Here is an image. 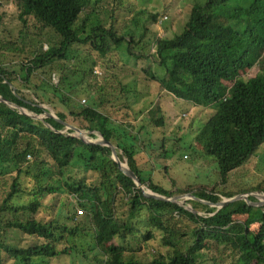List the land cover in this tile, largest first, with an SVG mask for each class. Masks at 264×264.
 Listing matches in <instances>:
<instances>
[{"label": "trees", "instance_id": "1", "mask_svg": "<svg viewBox=\"0 0 264 264\" xmlns=\"http://www.w3.org/2000/svg\"><path fill=\"white\" fill-rule=\"evenodd\" d=\"M11 1L20 22L16 38L5 36L0 14V95L14 105L0 101V182L12 178L0 184V264H50L72 255L90 264H220L210 254L220 245L234 252V264H264V205H258V215L257 206L245 199L220 209L190 199L194 212L177 202L147 197L119 168L110 147L84 142L64 123L87 130L92 138L102 134L155 193L171 197L191 192L211 203L223 196L264 193V180L225 189L230 174L264 145V0L247 5L242 0H207L191 9L180 33L157 37L154 52L144 42L148 26L137 17L143 10L130 19L140 31L137 39L116 27V13L128 0H112L109 25L99 16V0ZM148 15L157 19L156 13ZM125 44L130 57L150 63L143 72L162 91L197 106H216L195 135L199 151L187 146L196 154L193 158L212 165L216 180L209 187L183 188L172 179L171 189L155 181L151 156L144 154L151 143L142 136L167 126L166 112L159 101L134 108L147 91L141 81L132 90L115 71L121 63L114 51ZM80 45L90 46L97 57H77L74 51ZM15 61L18 69L6 67ZM99 61L108 62L102 63L107 76L101 81L94 73ZM255 66V75L242 79ZM45 103L57 118L37 119L20 110L43 115ZM167 139L161 143L165 156L170 152ZM172 140L177 149L171 152L186 149L183 138ZM91 171L98 174L92 173L96 180L90 179ZM58 192L78 195L85 218L73 215L74 224H69L38 217L46 197ZM248 198L257 201L254 195ZM11 230L38 240L18 245L9 241ZM158 231L165 251L142 259L134 242L148 243ZM86 236L87 249L79 241Z\"/></svg>", "mask_w": 264, "mask_h": 264}, {"label": "rangeland", "instance_id": "2", "mask_svg": "<svg viewBox=\"0 0 264 264\" xmlns=\"http://www.w3.org/2000/svg\"><path fill=\"white\" fill-rule=\"evenodd\" d=\"M206 1L207 0H128L124 3L125 9L116 13V27L117 29H120V31H131L137 39L140 31L136 29L134 24H131L130 19L135 15L136 11L139 13V11L143 10L145 14L139 13L137 17L139 18L141 25L145 24L148 26L144 42H148L150 52H154V43L157 37H173L180 33L185 22L189 18L191 9L197 5L203 4ZM236 2H238V0L232 2L231 4H236ZM240 3L242 5H247L249 4V0H242ZM112 5V0H99V16L101 20L105 21L108 25L112 22ZM149 13H156L157 19H149ZM0 14L3 15L1 28H3L5 36L16 38L19 35L18 32L20 22L17 17V9L14 2L11 0H0ZM31 26L32 25H30V27ZM30 30H32V27ZM89 47L90 46L80 45L78 48H75L74 53L77 57H81V59L86 57L89 53L97 57V52L92 49H88ZM114 52H116L115 59L117 58L116 60L121 63V65L115 69L116 72L120 73V77H122L125 82H128L132 90L137 89L138 81L143 82L144 84H140V87L147 91L144 96H142V99L135 103L134 108L139 110L141 108L148 107L150 101H159L166 112L167 126L163 129H154L153 131L149 129V133L142 136L146 143H151L144 154L147 158H150L149 156H151L149 160L152 161L154 166L153 177L155 181L171 189H174L172 186V179L175 180L176 185L183 188L188 185L196 188L201 185L209 187V184L211 185V183L216 180V174L211 171L212 165H208L201 159L193 158L196 154H194L191 149L187 148V146L191 144L199 151L200 145L198 144L195 135L198 129L202 127L209 117L216 112V106L212 105L210 107H201L190 101L175 99L172 95L162 91L158 82L149 80V76L143 72V68L150 63H148V61L135 60L133 57H130L126 51V44L121 49ZM17 61L6 65V67L10 69H18ZM75 63V61H72L71 66ZM102 63L104 65L108 64L106 61H99L98 65L94 68V73L97 75L96 78L98 81H101L103 77L107 76V70ZM151 66L154 70H158V65L156 63L151 64ZM256 69L257 67L255 66L249 72L244 73L242 79L248 80L250 77L254 76ZM52 78L55 83H58L59 74H52ZM73 80H76V77L73 78ZM84 101L85 100L83 99L81 102L85 103ZM56 106L59 109H64V106L59 103H57ZM44 107L55 114V109L51 106V104L45 103ZM20 110L26 111L22 108H20ZM83 131L87 133L88 138L91 140H95L99 137V133H97V137L92 138L87 130ZM75 134L78 135L76 132ZM165 136L168 137L166 147L170 149L169 154L166 156L163 154L164 151L161 148L162 138ZM179 137L183 138V142L186 144V149L176 153L171 152L172 149H177L175 143L176 140L172 139H178ZM29 159L32 160V158ZM124 163H126V161H124ZM148 167L150 168L151 166ZM92 173H94L95 176H98V174L91 171V174L89 175L90 179L96 180V177H94ZM70 174H74V171ZM230 176V183L228 186H225V189L232 187L235 188L250 181L256 183L263 181L264 145H261L256 152L240 167L234 170ZM11 180L12 178L9 176L5 177L0 184L4 181L9 183ZM146 189H148V187ZM181 194H186V192L175 193L174 195ZM260 194L264 193H248V196L254 195L258 201L261 198ZM190 199L193 198L184 196L180 199V201H182L187 207H193ZM223 199L227 198L223 196ZM80 200L81 199L78 195L69 192H58L56 194L48 195L44 201V206L40 209L37 216L44 219L58 218L62 222L74 224V220H71L73 215H75L77 220L85 218V212H79V210L83 209L79 205ZM193 200L197 201V199ZM197 210L200 214L205 213V209L201 205H197ZM256 213L258 215L260 214V208L258 205ZM85 221L89 223L88 218ZM37 240V237L27 236L16 230L10 231L9 241L18 245H28L36 242ZM79 241L82 247H86V249L89 248L87 245L90 241V236H86L83 240L80 239ZM117 241L122 243L120 239H117ZM133 246L139 257L142 259L151 258L152 253L155 250L165 251V247H163L161 243V232L159 231L156 232L155 238L148 243L134 242ZM210 254L215 255L216 258L220 260V264H234L235 262L236 256L234 255V252L230 247L225 245H220ZM88 256L91 258L93 256L92 252H88ZM50 264H90V262H86L83 256L72 255L61 257L58 260L52 261ZM204 264H212V262L211 260H208Z\"/></svg>", "mask_w": 264, "mask_h": 264}, {"label": "water", "instance_id": "3", "mask_svg": "<svg viewBox=\"0 0 264 264\" xmlns=\"http://www.w3.org/2000/svg\"><path fill=\"white\" fill-rule=\"evenodd\" d=\"M0 101H3L5 103H7L8 105L14 106L13 104H11L8 100H6L1 95H0ZM22 112L26 113V114H29L30 116H32L34 118L42 119V120L45 119L46 117H55V118H57V116L55 114H53L51 111H49V110L46 111L43 115L32 114V113H29L27 110L26 111H22ZM64 123L66 124L67 128H70V129L74 130L78 134L76 136H78L84 142L89 143V144L106 145V146L110 147V149L112 151V157H113L114 161L117 162L119 168L127 176L131 177L136 182L137 186L142 190L143 194L145 196H147V197H153V198H156V199L168 200V201H172V202H177V203H179L181 205H185V204H183L182 201H180V199L183 198L184 196H189V197H191L193 199H197V200H200V201H203V202L210 203L211 205L216 206L218 209L222 208L223 206L227 205L230 202H233V201H236V200H239V199H245L249 204L256 205V206L257 205H264V194H260L261 198L258 201H256V202L250 201L249 198H248V193H246V194H239V195H236V196L231 197V198L223 199V200H221L220 202H217V203H211V202H208V201H205V200H202V199L198 198L197 196H195L191 192H188L186 194H181V195H174V196H171V197L155 193L151 189H146L147 186L143 185L141 183V181L139 180L137 175L134 173V171L129 167L127 162L124 163L120 159L116 146L111 141L105 139L102 136V134L99 133V137H97L95 140H91V139L88 138L87 133L85 131H83L82 129L78 128L77 126L71 125L68 122H64ZM187 208L191 209L194 212L196 211L191 206L187 207Z\"/></svg>", "mask_w": 264, "mask_h": 264}, {"label": "built area", "instance_id": "4", "mask_svg": "<svg viewBox=\"0 0 264 264\" xmlns=\"http://www.w3.org/2000/svg\"><path fill=\"white\" fill-rule=\"evenodd\" d=\"M80 213H82V210H79Z\"/></svg>", "mask_w": 264, "mask_h": 264}, {"label": "bare ground", "instance_id": "5", "mask_svg": "<svg viewBox=\"0 0 264 264\" xmlns=\"http://www.w3.org/2000/svg\"><path fill=\"white\" fill-rule=\"evenodd\" d=\"M125 165V164H124Z\"/></svg>", "mask_w": 264, "mask_h": 264}]
</instances>
